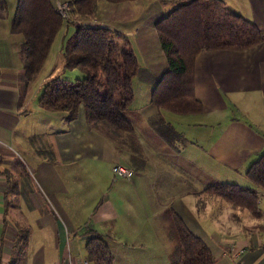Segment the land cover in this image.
Segmentation results:
<instances>
[{"label": "crops", "instance_id": "0c3cea01", "mask_svg": "<svg viewBox=\"0 0 264 264\" xmlns=\"http://www.w3.org/2000/svg\"><path fill=\"white\" fill-rule=\"evenodd\" d=\"M179 1L97 2L92 22L125 35L135 57L137 52L142 58V65L137 61L141 76H135L143 86H152L164 67L154 23ZM15 5L16 0H0V264H66V255L74 254L79 242L85 252L92 233L106 240L113 264H169V210L206 244L213 264L229 263L226 244L240 247L231 242L242 245L245 264L261 257L264 190L244 172L264 150V0H247L244 15L261 31L260 42L242 50L195 55L193 94L200 112L173 113L170 121L150 105L149 93L144 124L130 122L137 151L122 135L89 128L81 106L70 121L62 111L39 107L43 84L64 73L62 59L57 61L56 55L55 64L40 74L46 57L34 79L24 81L22 36L10 31ZM69 27L63 26L61 41ZM156 116L183 141L168 144L158 135L150 124ZM115 163L131 168V177L114 176ZM210 182L255 189L263 215L256 218L222 199L226 204L208 198L200 206L199 194H208L203 188ZM156 210L165 222L155 217ZM232 227L238 237L226 241ZM52 255L56 258L48 257ZM80 259L71 256L72 262Z\"/></svg>", "mask_w": 264, "mask_h": 264}, {"label": "trees", "instance_id": "16d2710c", "mask_svg": "<svg viewBox=\"0 0 264 264\" xmlns=\"http://www.w3.org/2000/svg\"><path fill=\"white\" fill-rule=\"evenodd\" d=\"M97 2H69L72 18L68 25L73 31L59 49L62 70L76 69L82 77L73 81L51 77L42 86L38 104L46 111L66 113V121L74 119L81 106L89 128L108 135H122L137 151L127 109L133 99L131 79L135 75L141 76V70L124 35L91 21L96 16ZM76 21L81 22L77 24ZM63 24L54 0H16L10 31L22 36L20 54L24 81L33 80L41 69ZM154 29L164 56V67L152 80L149 103L175 114L202 110L193 94V59L198 52L242 50L263 39L252 21L230 12L223 0H180L154 23ZM150 124L168 144L183 141L160 116L150 120ZM244 176L255 187L264 190V150L247 167ZM203 191L219 197L231 207L249 211L256 218L263 215L257 207L253 188L210 182ZM167 215L173 236L169 264H213L214 256L206 244L190 232L173 211L169 210ZM84 250L85 260L92 264H113L106 240L97 234L89 235Z\"/></svg>", "mask_w": 264, "mask_h": 264}, {"label": "rangeland", "instance_id": "374dc122", "mask_svg": "<svg viewBox=\"0 0 264 264\" xmlns=\"http://www.w3.org/2000/svg\"><path fill=\"white\" fill-rule=\"evenodd\" d=\"M70 1L71 0H67V3L70 2ZM225 1H226L225 3L229 7L237 8L238 9V12L241 11L240 13H242V12L244 13V14L242 13L241 15H243V16L246 15V9H248L247 8V0H225ZM251 1L253 2L254 0H251ZM59 2H66V1H62V0L60 1L59 0ZM251 9H253V12L256 14L255 5L254 6L252 5V8ZM71 18H72V16L70 18H68V19L71 21ZM69 20L67 22H65L66 26H70V25H68L70 23ZM76 22H78V21H76ZM63 26H64V24H63ZM72 31H73V28H70L69 27V33H67V36L63 40H66L71 35ZM60 33L63 34V27L60 30V32L56 35L54 41H52V44H51L50 49L48 51L47 62L43 66L42 70L40 71V74H43L47 70V68H50V66H53L55 64L54 61L56 59H54V58H55L56 55H57V61L60 60V58H59L60 53H57L56 52V50H57L56 48H58L60 46V44L62 43V41H63V40L61 41ZM124 37H125V35H124ZM137 55L138 54L136 52V59H137V61H140V64L142 65V62H141V59L142 58H140V56L137 57ZM154 61H155V63L156 62H159L157 58L154 59ZM59 73H61V72H59ZM59 77H60V79H68L69 81H73L74 79L81 78L82 77V73L79 72L76 69H68V70H64V73H61V75ZM142 84L143 83L140 80H138V78L136 76L132 77L131 83H130V87H131V90H132V93H133V99H132V102L128 106V109H127V117L129 119V121L132 122L134 125H137V123L139 121L142 124H144V117L148 114V112H147V108H148V105H147V101H148L147 100V97H148V95L150 93V90H151L152 86L146 84V85H144L145 86L144 87ZM143 97H145V98L143 99ZM159 111L162 112L163 115H166V118L165 119H168V120L172 121V118L174 116L173 113H170V112H168L166 110H163V109H159ZM124 140H126V139H124ZM115 164H117V163H115ZM118 164H120V163H118ZM120 165H122V164H120ZM129 169L131 170V172L133 174L132 169L131 168H129ZM202 180H206V178H203V177L200 176V181H202ZM151 188H153V186H151ZM208 198H210V199L214 198L212 200H218V202H221L222 204H226L225 202H223L220 198L216 197L215 195H212V194L210 195L209 193L208 194H205V193H202L201 192L199 194V199H198L199 205L201 206L202 199L208 201ZM261 207L263 208V206H261ZM155 217H159L162 221H164V217L165 216L163 217V213L161 211L159 213V210H156ZM165 220H166V222L165 221L164 222L167 223V226L169 227L170 226L169 220L166 217H165ZM229 231L231 232V234L229 235L230 237L228 238V240L225 239L226 241L234 240V235L236 237H238L235 234L236 233L235 232L236 230L233 227L231 229H229ZM167 232H168V234L169 233L171 234V231L169 230V228H167ZM261 234H264V232H261L260 235H259L258 242H260V243L262 241ZM171 238H172V235H171ZM21 239L22 238L20 237V239L18 240V242H20ZM45 242H50V240H46L45 239ZM170 242L172 243L171 240H170ZM231 243H234L235 245L240 246V247H237L236 246L237 248H235V247H232V245L230 246L229 244H226L225 252H227V250L230 251L229 263L228 264H234V259H235L234 254L236 252H238V249H240L242 247V245H238L235 242H231ZM78 245H79V249L77 251H75L74 254H72L71 252H69V253H70L71 256L74 255L75 257H79V258L82 259V258H84V251H83V248H82L80 242H79ZM171 248H172V246H171ZM262 249H263V252H262L261 257H259L257 260H255V262L253 264H264V248L262 247ZM48 257L50 259L56 258L55 255L54 256L53 255L52 256H48ZM65 260H66V258H65ZM53 261H55V260H53ZM168 263H169V260H168ZM66 264H67V260H66ZM88 264H92V263L91 262H88Z\"/></svg>", "mask_w": 264, "mask_h": 264}, {"label": "built area", "instance_id": "2783aa9c", "mask_svg": "<svg viewBox=\"0 0 264 264\" xmlns=\"http://www.w3.org/2000/svg\"><path fill=\"white\" fill-rule=\"evenodd\" d=\"M54 7L56 12L62 17V20L67 22L70 18L69 14V2H59V0L54 1ZM70 21V20H69ZM77 24H80V21L77 22ZM111 172L114 176L129 179L132 175V172L129 168L120 165V164H114L111 166ZM244 250L242 248L238 249V252L234 254V264H244L242 256H243ZM67 264H88L87 260L80 259L72 262L71 255H66Z\"/></svg>", "mask_w": 264, "mask_h": 264}, {"label": "water", "instance_id": "95a60500", "mask_svg": "<svg viewBox=\"0 0 264 264\" xmlns=\"http://www.w3.org/2000/svg\"><path fill=\"white\" fill-rule=\"evenodd\" d=\"M98 25H100V26H102V27H105V26H107V25H105V24H101V23H100V24H98Z\"/></svg>", "mask_w": 264, "mask_h": 264}]
</instances>
